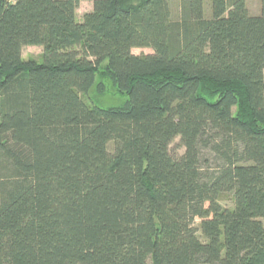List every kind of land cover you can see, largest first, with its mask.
<instances>
[{
	"label": "trees",
	"instance_id": "1",
	"mask_svg": "<svg viewBox=\"0 0 264 264\" xmlns=\"http://www.w3.org/2000/svg\"><path fill=\"white\" fill-rule=\"evenodd\" d=\"M179 1L0 0V264H264V0Z\"/></svg>",
	"mask_w": 264,
	"mask_h": 264
},
{
	"label": "rangeland",
	"instance_id": "2",
	"mask_svg": "<svg viewBox=\"0 0 264 264\" xmlns=\"http://www.w3.org/2000/svg\"><path fill=\"white\" fill-rule=\"evenodd\" d=\"M247 5L250 13L252 15H258L260 12V0H247ZM171 12L173 19H178L180 15V1L179 0H170ZM205 8L207 10V15H209L210 10V0L205 1ZM92 3H85L78 8L77 14L78 19H82L85 13L91 11ZM133 53L135 55H143L152 53L151 49H134ZM23 59L26 61H36L38 63L43 61V48L40 46H29L23 49L22 53ZM91 98L95 104L100 107L108 108L114 106L122 105L127 97L120 94L118 90L108 81H105V88L102 93H99L96 89L92 91ZM172 151H176L177 153H183L184 149L180 146V141L177 139L171 146ZM220 202L224 207H232L233 201L232 196L230 195H222L220 198ZM200 224V220H196V226Z\"/></svg>",
	"mask_w": 264,
	"mask_h": 264
},
{
	"label": "crops",
	"instance_id": "3",
	"mask_svg": "<svg viewBox=\"0 0 264 264\" xmlns=\"http://www.w3.org/2000/svg\"><path fill=\"white\" fill-rule=\"evenodd\" d=\"M85 3H88V4H91V3H92V8H93V2H91V1L82 2V3L80 4L79 8L81 7V5H83V4H85ZM91 10H92V9H91ZM77 11H78V10H77ZM88 12H90V11H88ZM77 18H78V14H77Z\"/></svg>",
	"mask_w": 264,
	"mask_h": 264
},
{
	"label": "built area",
	"instance_id": "4",
	"mask_svg": "<svg viewBox=\"0 0 264 264\" xmlns=\"http://www.w3.org/2000/svg\"><path fill=\"white\" fill-rule=\"evenodd\" d=\"M10 1H13V0H9V2H10Z\"/></svg>",
	"mask_w": 264,
	"mask_h": 264
}]
</instances>
